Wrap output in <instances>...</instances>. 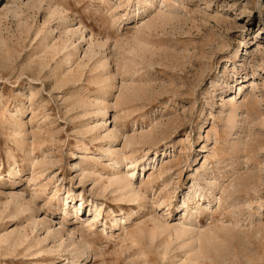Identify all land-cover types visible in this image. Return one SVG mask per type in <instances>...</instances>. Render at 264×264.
<instances>
[{"label":"rangeland","instance_id":"374dc122","mask_svg":"<svg viewBox=\"0 0 264 264\" xmlns=\"http://www.w3.org/2000/svg\"><path fill=\"white\" fill-rule=\"evenodd\" d=\"M84 145L101 165L137 159L121 175L140 206L110 215L96 183L77 188ZM31 161L49 166L39 181ZM68 191L69 218L84 197L73 225ZM0 194V264H264V0H0ZM32 198L42 213L11 208ZM92 219L94 244L80 238Z\"/></svg>","mask_w":264,"mask_h":264},{"label":"bare ground","instance_id":"6f19581e","mask_svg":"<svg viewBox=\"0 0 264 264\" xmlns=\"http://www.w3.org/2000/svg\"><path fill=\"white\" fill-rule=\"evenodd\" d=\"M164 1H167V0H164ZM163 0H162V2H164ZM94 54V53H93ZM93 54H92V56H93ZM91 58V57H90ZM89 59V58H88ZM91 59H93V58H91ZM90 60V59H89ZM98 61V60H97ZM93 64H94V62H93ZM95 65H97L96 64V62H95ZM105 65V64H104ZM103 65V66H104ZM102 66V67H103ZM94 67V66H93ZM92 67V68H93ZM96 67V66H95ZM94 67V68H95ZM99 67V66H98ZM97 69V68H96ZM103 69V68H102ZM78 80H80L79 78H78ZM78 80H76L77 82H78ZM76 81H75V83H76ZM103 90V89H102ZM100 96V95H99ZM95 103V102H94ZM97 105V104H96ZM81 109H82V113L84 114V116L85 115H87V114H89V113H91L90 112V110L89 109H87L85 106H83V107H81ZM99 109V108H98ZM102 120H106V119H109L110 118V116H107V110L105 111V109H104V112H103V114H102ZM99 125V124H98ZM97 127V126H96ZM96 127H91L88 131H87V133L89 134V140H90V142H92V143H94V144H99L100 142H102L103 140H105L106 138H110V140H109V147L108 148H106V149H104V150H102V152H104V153H108V154H110V155H113V156H115L116 157V155L119 153H122V152H117L115 149H112L111 147H112V145L111 144H113L117 139H118V137L120 136L119 135V133L118 134H111L112 132V130L111 131H109V130H107V133L106 134H103V135H100V133H99V131H98V129L96 128ZM101 128V127H100ZM18 131V130H17ZM19 133V132H18ZM16 134V133H15ZM18 135V134H17ZM109 135H111V137L109 136ZM130 138V137H129ZM135 138V137H134ZM22 139V138H21ZM145 139V138H144ZM24 140V139H23ZM127 140V139H126ZM133 138H132V142H133ZM46 141V140H45ZM124 141H125V139H124ZM42 142V141H41ZM85 142V141H84ZM85 144V143H84ZM127 144H132L131 143V141H129V140H127L126 141V143H124V148L127 146ZM136 144V143H135ZM18 145H19V143H18ZM82 145V144H81ZM23 148V147H22ZM100 148V147H99ZM127 148V147H126ZM132 149V148H131ZM79 151H81L80 152V156H83V157H80V158H78V156H76L75 155V153H71L70 154V156H71V158L72 159H80V161L77 163V164H75L74 166H71V169H75L74 170V173L75 172H79V174L76 176V180H77V188H81L82 189V191H84V189H85V187H87L88 186V183L87 182H93V184L94 183H96V184H94V186L91 188V192H90V194L91 195H94V199H100V200H103L104 202H105V204L107 205V206H109V208H112V209H110V211H109V214L110 215H112V214H114V211H113V209L114 210H120L121 212L123 211V208L124 209H126V210H129V211H132L133 210V208H135V207H137V206H140V201H142L141 200V198H140V196H142V195H139V194H137L135 191H134V189L132 188V185H131V179H133V177H134V173H130L129 175H128V177L127 176H122L121 174H122V168H121V166L122 165H126V166H129V168H132V170H134L135 169V167H136V164H135V162H136V160L135 159H133V160H130V159H128L127 160V158H124L123 156L124 155H121V157L120 158H114V159H112V158H110V159H108V161H110V163L109 164H107V165H101L102 163H101V161L99 160V158L98 159H96L95 161H93L94 160V158L92 159V158H89V157H87L88 155H90L91 154V150H90V148L88 147V146H85L84 145V147L83 148H80V150ZM131 151V153H132V150H130ZM103 153V154H104ZM156 153V152H155ZM107 155V154H106ZM28 156V157H27ZM26 157V160H29L31 157V151H30V153L27 155ZM93 161V162H92ZM124 161H130V162H128V163H123ZM92 162V163H91ZM137 163V162H136ZM139 163V162H138ZM47 164H44L43 162H39V163H37L36 162V164H34V163H32V161H31V169H32V171L31 172H35L34 174L35 175H33L32 176V180L33 181H36L37 179H38V181H39V178H41V177H43V175L46 173V172H48L50 169L46 166ZM97 166H100V168H101V170L102 171H106V169H107V171H110L113 175H117V177L113 180V181H109L108 182V185L107 186H105L104 185V181H102V177L99 175V179H97V178H95V179H92L93 177H95L96 175V173H98L99 174V172H98V170L96 169L97 168ZM162 168V167H161ZM141 170H143V168L141 169ZM11 171V170H10ZM160 171H162V170H159L158 169V175L157 176H159V173H160ZM49 173H51V172H49ZM55 174V173H54ZM124 174V173H123ZM52 175V174H51ZM121 175V176H120ZM45 176V175H44ZM49 176V175H48ZM74 177H75V175H74ZM63 181V180H62ZM156 182H158L157 180H156ZM40 183V182H39ZM154 184V183H153ZM152 184V185H153ZM40 185V184H39ZM39 187V186H38ZM111 187H113L114 188V190L115 191H113V188L111 189V190H109V191H107V189L109 188H111ZM152 188V187H151ZM36 189H38V188H36ZM123 189H124V192L126 191V194H129V193H131V194H129V195H126V194H124V193H122V191H123ZM117 190H120L119 191V195L117 194V195H112L111 196V194L112 193H114V192H116ZM152 190H153V188H152ZM36 191V190H35ZM121 192V193H120ZM35 195V194H34ZM38 195V194H37ZM2 196V194H0V197ZM77 198H79V207L78 208H75V207H73L72 208V213L73 214H75V215H73L71 218H69V214L71 213V210L69 209V205H70V203H72V202H74V200H75V197H74V195H72V194H69V191L67 192V196L63 199V204L62 205H60V206H62V208H61V215H62V223L64 224V225H67V221H72V223H70V224H68V225H73V224H75L76 222L75 221H73V220H79V217L78 216H76V214L77 213H79V209H80V207L83 205V203L81 202L83 199H84V197H83V195L82 194H78L77 196H76ZM145 198V197H144ZM146 200V199H145ZM185 200V199H184ZM39 202V199L37 198V199H35V198H32V199H30V202L26 205V206H24V207H22V209H21V211L19 210L20 209V206H19V204H23V203H20V201L19 200H17L15 203H13L12 205H11V208L13 209V210H18V212H20V214L23 216V217H33L34 215H37L38 213H42L44 210L43 209H45V208H39V206H38V208L35 206V204L36 203H38ZM109 202H112L111 204H109ZM76 203V202H75ZM74 203V204H75ZM155 204V206L156 207H159L160 206V204H158V203H156V202H154ZM93 205V203L92 202H90V205ZM145 204V203H144ZM208 204H210L209 202H208ZM146 205V204H145ZM141 206H143V204L141 205ZM154 208V207H153ZM94 209H95V214H94V216H93V218L95 219V218H98V217H100L101 216V209L100 210H96L97 208H95L94 207ZM26 212H29L28 214H26ZM14 213H16V212H14ZM107 214V213H106ZM108 215V214H107ZM135 215H136V212L134 211V212H131L130 214H128L127 215V217H126V219L125 220H123L122 222L120 221V220H117L116 218H114V221H113V223H112V228L113 229H116L118 226H120V223H122V225L123 224H125L126 222H128L131 218H132V220H134V218H135ZM164 215V214H163ZM94 219H92L90 222H87L86 223V225H85V227L88 229V228H90L91 226H92V223L94 222ZM86 221H88V220H86ZM85 223V222H84ZM93 230V229H92ZM183 230V229H182ZM135 231V230H134ZM186 231V230H185ZM143 231L142 230H139V232L137 233L138 235H136L137 236V238H139L141 235H143V233H142ZM66 233H65V231H64V229L63 228H61V230L59 231V232H56V233H54L53 235H52V238H55V236H57V237H61V236H64ZM134 234L135 233H133V236H130L129 238H132L133 237V244H134V242H135V238H136V236H134ZM130 235H132V234H130ZM56 237V238H57ZM70 237L71 236H69L68 237V240L70 239ZM142 237V236H141ZM15 238V237H14ZM80 238H82V240L84 241V242H92L93 244L94 243H96L97 242V238H98V234L95 232V231H91L90 229H88L87 231H82L81 232V234H80ZM58 239V238H57ZM21 240V239H20ZM5 241V240H4ZM10 241V240H9ZM11 241H12V239H11ZM137 241H139V239L138 240H136V242ZM3 242V241H2ZM12 242H14L13 243V245H12V247H14V249H12L13 250V252H15L16 251V248L18 247V246H20V244H22L23 243V241H22V243L21 242H17V239L15 238V240L14 241H12ZM132 242V241H131ZM135 242V243H136ZM1 243V242H0ZM40 243L41 242H35L34 244H33V242H28L27 243V245H25V250H30V253H29V255H31V256H33L32 258H34V256H36L37 258H40V260H46V259H50V260H52V253H53V251H47V252H45V251H43L42 250V247H39V248H37V246H39L40 245ZM9 244V243H8ZM11 244V243H10ZM110 244V243H109ZM137 244H138V242H137ZM9 247H11V246H9ZM64 251V250H63ZM92 252V251H91ZM47 254L48 256H38L39 254ZM60 254V253H59ZM28 255V256H29ZM61 255V254H60ZM63 255V254H62ZM82 254H77V256H75L74 257V263L73 264H82V262H83V260H79V259H82ZM84 258H87V256L86 257H84ZM71 259V258H70ZM73 259V258H72ZM73 261V260H72ZM68 263V262H67ZM66 263V264H67Z\"/></svg>","mask_w":264,"mask_h":264}]
</instances>
